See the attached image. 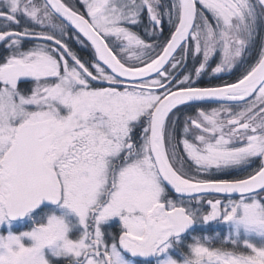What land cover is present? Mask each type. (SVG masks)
<instances>
[{"label":"snow or ice","instance_id":"snow-or-ice-1","mask_svg":"<svg viewBox=\"0 0 264 264\" xmlns=\"http://www.w3.org/2000/svg\"><path fill=\"white\" fill-rule=\"evenodd\" d=\"M0 264H264V0H0Z\"/></svg>","mask_w":264,"mask_h":264}]
</instances>
